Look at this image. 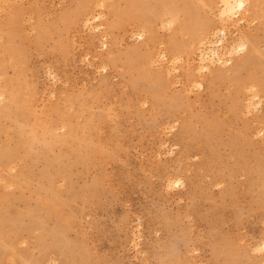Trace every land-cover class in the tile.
Returning a JSON list of instances; mask_svg holds the SVG:
<instances>
[{
    "label": "rangeland",
    "instance_id": "rangeland-1",
    "mask_svg": "<svg viewBox=\"0 0 264 264\" xmlns=\"http://www.w3.org/2000/svg\"><path fill=\"white\" fill-rule=\"evenodd\" d=\"M222 2L0 0V264H264V0Z\"/></svg>",
    "mask_w": 264,
    "mask_h": 264
},
{
    "label": "bare ground",
    "instance_id": "bare-ground-1",
    "mask_svg": "<svg viewBox=\"0 0 264 264\" xmlns=\"http://www.w3.org/2000/svg\"><path fill=\"white\" fill-rule=\"evenodd\" d=\"M245 2H246V0H223V2H222L223 3V9H222L223 11H222V13L220 11V15H222L223 17H226V19L228 18V16H233V17L238 16L237 14H239V12H241V10L245 7V4H246ZM228 19L232 20V18H230V17Z\"/></svg>",
    "mask_w": 264,
    "mask_h": 264
}]
</instances>
